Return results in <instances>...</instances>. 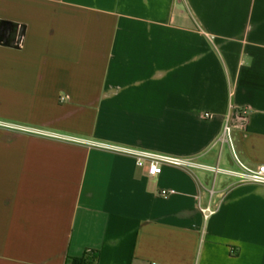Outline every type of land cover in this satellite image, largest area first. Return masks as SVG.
<instances>
[{
	"label": "crops",
	"instance_id": "0c3cea01",
	"mask_svg": "<svg viewBox=\"0 0 264 264\" xmlns=\"http://www.w3.org/2000/svg\"><path fill=\"white\" fill-rule=\"evenodd\" d=\"M260 164L264 0H0V264H264Z\"/></svg>",
	"mask_w": 264,
	"mask_h": 264
},
{
	"label": "built area",
	"instance_id": "2783aa9c",
	"mask_svg": "<svg viewBox=\"0 0 264 264\" xmlns=\"http://www.w3.org/2000/svg\"><path fill=\"white\" fill-rule=\"evenodd\" d=\"M208 117V116H207ZM231 131L232 128L227 122L224 128V135L229 141H231ZM132 155L136 158V164L138 167L142 168L149 177L155 178L162 174L163 166L166 164L184 167V168H196L197 165L189 159L173 158L168 156H163L159 154H154L150 152L143 151H131ZM243 172L236 173L237 177L240 178L242 182H251L255 184L264 185V164H260L255 168H250L241 165ZM216 170V169H214ZM175 190H164L162 191V196H168L175 194ZM219 203H210L206 207H201V211L206 219L211 217L217 212Z\"/></svg>",
	"mask_w": 264,
	"mask_h": 264
},
{
	"label": "trees",
	"instance_id": "16d2710c",
	"mask_svg": "<svg viewBox=\"0 0 264 264\" xmlns=\"http://www.w3.org/2000/svg\"><path fill=\"white\" fill-rule=\"evenodd\" d=\"M71 264H86L85 260H76L74 262H72Z\"/></svg>",
	"mask_w": 264,
	"mask_h": 264
},
{
	"label": "water",
	"instance_id": "95a60500",
	"mask_svg": "<svg viewBox=\"0 0 264 264\" xmlns=\"http://www.w3.org/2000/svg\"><path fill=\"white\" fill-rule=\"evenodd\" d=\"M22 36H23V33H20V34H19V39H21V38H22Z\"/></svg>",
	"mask_w": 264,
	"mask_h": 264
}]
</instances>
